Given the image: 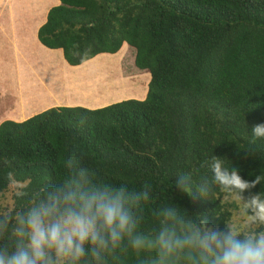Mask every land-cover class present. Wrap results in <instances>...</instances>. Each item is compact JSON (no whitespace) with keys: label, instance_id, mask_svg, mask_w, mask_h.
I'll use <instances>...</instances> for the list:
<instances>
[{"label":"trees","instance_id":"obj_1","mask_svg":"<svg viewBox=\"0 0 264 264\" xmlns=\"http://www.w3.org/2000/svg\"><path fill=\"white\" fill-rule=\"evenodd\" d=\"M59 1L37 29L42 45L78 66L127 44L135 49V66L150 79L141 99L95 108L51 106L0 122V194L22 184L13 207L0 208V220L13 217L0 245L14 243L16 212L46 185L62 180L61 161L71 147L83 153L84 165L100 181L136 190L151 185L139 225L144 232L158 224L154 211L171 205L197 221L226 227L234 204L222 197L230 193L217 186L200 197L194 188L190 197L172 186L181 173L197 183L210 178L202 165L214 155L245 180L260 177L242 197L264 195V139L251 132L264 122V0ZM125 247L106 254V264L148 260L147 253Z\"/></svg>","mask_w":264,"mask_h":264},{"label":"clouds","instance_id":"obj_2","mask_svg":"<svg viewBox=\"0 0 264 264\" xmlns=\"http://www.w3.org/2000/svg\"><path fill=\"white\" fill-rule=\"evenodd\" d=\"M251 132L264 139V122L254 124ZM65 153L62 180L46 185L25 209L16 212L10 233L14 243L11 248L0 245V264H106V254H115L125 243V251L147 253L145 264H264L261 192L250 194L242 203L243 229L230 221L221 229L207 218L197 221L171 205L155 210L158 224L144 232L139 225L142 205L151 199V185L136 190L126 183H105L84 165L77 148H66ZM202 166L209 169L210 178L202 177L197 183L191 174L181 173L172 186L190 197L194 188L200 197H208L218 186L242 200L244 191L261 182L259 176L243 179L236 167H224L215 155ZM12 219L10 215L0 220V235Z\"/></svg>","mask_w":264,"mask_h":264},{"label":"crops","instance_id":"obj_3","mask_svg":"<svg viewBox=\"0 0 264 264\" xmlns=\"http://www.w3.org/2000/svg\"><path fill=\"white\" fill-rule=\"evenodd\" d=\"M37 1L38 0L27 1L24 4H21L19 0H0V9H2L0 13L4 12L7 16L9 15V17L6 18L8 27L0 23V25H2L0 30L4 31L6 29L5 34H8L3 36L9 38L7 40L8 45H5V43L0 44V60L3 59L4 62V65L0 68V82L3 86H5L6 91H10L11 88L13 89V92L11 93L13 104L9 95L5 98V100L7 99L8 101H3V103L0 102V122L4 119L23 120L48 107L62 104H66V106H68L70 102L79 103L75 105H83L84 103H88L87 105L89 106H97V104H99L98 101L100 98H94L93 89L89 90L88 87L81 89L78 87V84L82 80H78L75 84H73V82H75L74 79L77 77L69 78V75H67L68 72L66 70L62 71L61 61L64 63L65 67H68V70L75 69L80 65L72 67L71 65L68 66V63L63 58L62 52L60 50L47 48L37 39V29L45 21L48 9L59 4V0H56L57 2L55 4H52L50 7L44 10L42 21H39L36 24L35 29H33L34 34H32L30 37L26 36V34H28L30 31L29 23L26 20H17L18 18L22 17L19 13V7L29 10L31 7H29L28 4L34 5ZM17 37H20V39H17V45H15L16 42H14L13 39ZM0 43H2V39H0ZM47 49L56 51H50ZM57 61L60 62L59 65L56 63ZM34 67H38L39 69H36L40 72L50 70L53 71V73H59H56L57 75L52 73L44 80H37V78H32L29 76L30 72H33ZM6 72H14V74L12 75L11 73H7L5 77L3 75ZM25 72L27 73V76H25ZM16 73L17 76L15 77ZM53 78H55V81L58 80V83L61 80L62 83L60 85L53 84ZM28 79H30L31 82H27ZM29 83L32 87L29 86ZM0 92L3 94V88L1 85ZM104 93L105 92H102V95ZM65 101L69 103H65ZM100 104H104V102ZM3 112H5L4 115L8 117H2L3 115H1V113Z\"/></svg>","mask_w":264,"mask_h":264},{"label":"rangeland","instance_id":"obj_4","mask_svg":"<svg viewBox=\"0 0 264 264\" xmlns=\"http://www.w3.org/2000/svg\"><path fill=\"white\" fill-rule=\"evenodd\" d=\"M27 1H34V0H19V2L21 4H24ZM56 2H57L56 0H38L34 5L28 4V6L31 7L29 10L28 9L25 10L22 7H19L20 8L19 13H20V16H22V17L18 18L17 20H26L29 23V29H30L29 32L30 33L28 32V34H26L27 37H30V36H32V34H34L33 29H35L36 24L39 21L40 22L42 21L44 10L46 8L50 7L52 4H55ZM0 11H2V9H0ZM22 13H23V15H22ZM7 17H9V15L7 16L4 12L0 13V23H2L6 27H8V22H6ZM10 21H11V18H10ZM1 28H2V25H0V29ZM5 31H6V29L4 31L0 30V39H2V43H0V44L5 43V45H8L7 40L9 38H6V36H3V35H8V34H5L6 33ZM21 38H23V37H21ZM17 39H20V37L13 39L14 42H16L15 45H17ZM47 50H50V49H47ZM50 51H56V50H50ZM118 53L119 54H114L115 55L114 59H116L115 57H117L118 55H121L122 58H120L119 61H117V62L112 61L108 64L106 63L107 65H106L105 70H99L97 72L95 71V73L94 72L93 73L88 72L89 74H87V72L83 69L84 68L87 69L88 66L90 65V62L92 63L94 61H97V62L101 61L102 58L105 57V56H103V54L98 55L97 57H95V58L89 60L88 62L80 65L79 67H77L75 69H71V70H68V67H65L64 63L61 61L62 71L66 70L68 72V74H70L69 78L70 77H77L76 79H74L75 82H73V84H75L78 80H82L79 84L86 83L83 86V88L88 87L89 90L93 89L94 90V98H100V100L107 99V101L104 102V104H97V106H89V105H87L88 103H84L83 104L84 106L93 108V107L103 106L105 104L116 102L119 100H123L126 98H139V99H141L146 94L147 84H148V81L150 79V74L147 70L145 71V70L139 69L138 67L135 66V64H134L135 49L133 47L125 44L123 49ZM121 53H123V54H121ZM49 57H51V56H49ZM108 59H109V57H108ZM3 63H4L3 59H1L0 60V68L4 65ZM56 63L58 65L60 64L59 61H57ZM67 65L70 66L69 64H67ZM12 66H14V65H12ZM71 67H72V65H71ZM10 68H12V67H10ZM36 68H38V67H34L33 72H30L29 76L32 78H37V80H39V79L44 80L45 78H47V76L49 77L53 73V71H50V70L40 72V71H37ZM64 68H66V69H64ZM96 69H98V68H96ZM25 70H27V69H25ZM7 73H11L12 75L14 74V72H6V73H4L3 76L6 77ZM56 73L57 72H54L53 74L57 75L59 72L57 74ZM24 74H25V76H27L26 72ZM146 75H148V77ZM16 76H17V73L15 74V77ZM138 76H140V77H138ZM12 78H14V77H12ZM136 79L138 80L137 82H135ZM27 82H31V80L28 79ZM52 83L55 85H60L62 83V81L60 80L58 83V80L55 81V78H53ZM0 85L3 88V94L0 92V97H1L0 102L3 103V101H8L7 99L5 100V98L9 95L12 99V104H13V98L11 95V93L13 92L12 91L13 89L10 87L11 88L10 91H6L5 86H3L1 84V82H0ZM29 86H30V83H29ZM30 87H32V86H30ZM128 91L131 92L128 95H125L121 98L109 100L111 95H117L118 93L128 92ZM102 92H105V93L102 95ZM4 93H5V96H4ZM101 95H102V97H101ZM77 99H78V96H77ZM91 101H92V98H91ZM65 103H69V102L65 101ZM75 104H79V103L78 102H70L69 103V105H75ZM62 105H66V104H62ZM55 106H57V105H55ZM5 112L1 113V115H3L2 117H8V116L4 115ZM20 186H22V184H20V183L10 184L9 187L0 194V208L3 207V208H7L10 210L13 207V204H14L13 203L14 202L13 195L19 190ZM222 201L226 202V203L228 202V203L234 204V205L228 206V208L231 212V217L228 221H230L233 224V226H235L239 229L245 228L246 216L244 214V209H243L242 203L247 201V200L244 197H242V200H240L238 195H236L234 193H230L229 195H224L222 197Z\"/></svg>","mask_w":264,"mask_h":264},{"label":"bare ground","instance_id":"obj_5","mask_svg":"<svg viewBox=\"0 0 264 264\" xmlns=\"http://www.w3.org/2000/svg\"><path fill=\"white\" fill-rule=\"evenodd\" d=\"M125 49V48H124ZM117 54H119V53H117ZM121 54H123V53H121ZM103 56H105V57H103L102 58V60L101 61H99V62H97V61H94V62H90V65L88 66V68L87 69H83V70H85L86 72H87V74H89L90 72H94L95 73V71L97 72V71H99V70H105L106 69V65L108 64V63H110V62H112V61H114V62H117V61H119L120 60V58H122L121 57V55H118L117 57H115L116 59H114V56L115 55H113V54H103ZM108 57H109V59H108ZM103 61V62H102ZM107 63V64H106ZM96 68H98V69H96ZM84 71V72H85ZM146 71V70H145ZM89 72V73H88ZM147 73V72H146ZM145 73V74H146ZM148 74V73H147ZM68 75H70V74H68ZM147 77H148V75H146ZM138 77H140V76H138ZM137 77V78H138ZM138 80L136 79V81L135 82H137ZM86 83H81V84H79L78 85V87L79 88H83V86L85 85ZM131 92H122V93H118L117 95H111L110 96V98H109V100L110 99H117V98H121V97H123V96H125V95H128V94H130ZM82 96H83V94H82ZM108 100V101H109ZM107 101V99H104V100H100L99 101V104L100 103H103V102H106Z\"/></svg>","mask_w":264,"mask_h":264}]
</instances>
